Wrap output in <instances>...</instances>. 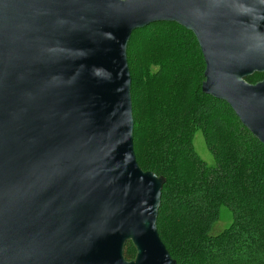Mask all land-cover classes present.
<instances>
[{
	"label": "water",
	"instance_id": "95a60500",
	"mask_svg": "<svg viewBox=\"0 0 264 264\" xmlns=\"http://www.w3.org/2000/svg\"><path fill=\"white\" fill-rule=\"evenodd\" d=\"M176 23L205 95L264 145V0H0V264H177L134 149L128 45ZM131 242L137 254L125 258Z\"/></svg>",
	"mask_w": 264,
	"mask_h": 264
},
{
	"label": "trees",
	"instance_id": "16d2710c",
	"mask_svg": "<svg viewBox=\"0 0 264 264\" xmlns=\"http://www.w3.org/2000/svg\"><path fill=\"white\" fill-rule=\"evenodd\" d=\"M134 149L144 171L165 179L158 231L177 264H264V145L224 101L205 95V61L176 23L135 31L128 45ZM264 74L246 79L250 84ZM201 132L215 165L194 147ZM231 215L212 234L222 210ZM129 242L125 258L133 261Z\"/></svg>",
	"mask_w": 264,
	"mask_h": 264
},
{
	"label": "rangeland",
	"instance_id": "374dc122",
	"mask_svg": "<svg viewBox=\"0 0 264 264\" xmlns=\"http://www.w3.org/2000/svg\"><path fill=\"white\" fill-rule=\"evenodd\" d=\"M194 147L197 152V154L200 156V158L208 165V166H214L215 162L213 159V156L211 155L210 151L207 148L206 142L204 140V137L201 132H198L196 134L195 140H194ZM231 215L226 211L222 210V216L220 222H218L212 231V234L217 236L221 233H223L228 227L231 225Z\"/></svg>",
	"mask_w": 264,
	"mask_h": 264
}]
</instances>
